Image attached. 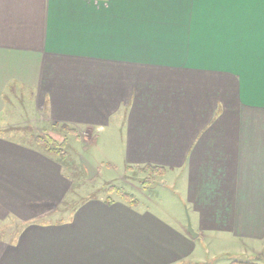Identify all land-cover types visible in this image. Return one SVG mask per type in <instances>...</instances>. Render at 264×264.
I'll list each match as a JSON object with an SVG mask.
<instances>
[{
  "label": "crops",
  "instance_id": "1",
  "mask_svg": "<svg viewBox=\"0 0 264 264\" xmlns=\"http://www.w3.org/2000/svg\"><path fill=\"white\" fill-rule=\"evenodd\" d=\"M28 118L118 131L125 171L178 178L195 237L137 197L43 222L70 181L6 135ZM11 219L0 264H195L203 244L264 260V0H0V226Z\"/></svg>",
  "mask_w": 264,
  "mask_h": 264
},
{
  "label": "rangeland",
  "instance_id": "2",
  "mask_svg": "<svg viewBox=\"0 0 264 264\" xmlns=\"http://www.w3.org/2000/svg\"><path fill=\"white\" fill-rule=\"evenodd\" d=\"M34 118V117H33ZM28 120L20 125H12L10 130H18L21 132L19 135L13 132H6V135L13 136L15 139L27 144H32L31 135L40 136L43 132H46L53 140L61 143L63 139L67 140V145L65 152L67 153V160L63 165L64 174L70 181V189L67 195L69 203L64 206L62 205L58 210L41 209L43 218L48 220L56 221L57 218H66L68 215L67 210L69 206H77L84 200L91 198H105L108 194L106 190L108 187H116L124 190L127 193L134 194V197L145 199L151 208L157 211H163L171 217H179L183 223H185L188 229V221L190 223V228L193 230V226L189 217L187 209L184 207V203L181 200L179 189V180H173L170 178H160L153 177L152 184L146 185L144 187L143 181H146V175L136 170L125 171L120 163V157L115 155L116 152V142L118 141V131L112 130L107 134H86L84 128H73L75 133L70 134L64 130L54 129L50 124H46L44 121L42 124ZM17 127V128H16ZM14 128V129H13ZM15 132V131H14ZM93 138V142H91ZM81 158L86 160L92 167L101 166V175L98 173L92 174L89 178L88 173L83 168L81 163ZM110 161L113 166H106L105 163ZM121 164V165H120ZM116 198L115 194L108 195ZM38 220V219H36ZM20 226V222L16 220H8L1 224L0 229L7 230L10 228L11 232H14L16 228ZM3 231V230H1ZM220 245L217 247L212 246L209 248L210 254H207L205 249L207 246L203 244L201 248V260L200 263L195 264H227L230 259L236 261H246L249 259L243 258L242 256L222 255L224 248ZM263 248L262 253H264V244L259 245ZM226 250H230L229 247H225ZM215 251H219V255L222 256H212L216 254ZM263 256V255H262ZM248 260V261H247ZM249 262H264L263 259H258L254 256Z\"/></svg>",
  "mask_w": 264,
  "mask_h": 264
},
{
  "label": "trees",
  "instance_id": "3",
  "mask_svg": "<svg viewBox=\"0 0 264 264\" xmlns=\"http://www.w3.org/2000/svg\"><path fill=\"white\" fill-rule=\"evenodd\" d=\"M51 127L54 129H60V130H64L70 134L75 133V129L68 127L67 125L64 124H56V123H52ZM32 141L34 142V144L39 147L42 152L50 157L56 158L58 160V162L63 166L65 161L67 160V153L65 152V148L67 145V140L63 139V141L61 143H58L57 141L53 140L46 132H43L42 135L40 136H30ZM84 168V167H83ZM127 171L130 170H136L137 172L143 173L145 174L146 177V181H143L142 183L146 185H150L152 184V179L153 177H162L164 175V169L160 168V167H156V166H151V165H145V166H141V167H126ZM108 195L111 194H115L117 197H119L121 200H123L124 202L134 205L137 203V200L135 199V197L133 195H131L130 193L125 192L124 190L120 189V188H116V187H108V189L106 190ZM105 198V202L106 203H110L112 202V199L110 198V196H108ZM67 205V201L64 200L63 203H61L60 205L56 206L55 210L60 209V207L63 205ZM50 206V205H49ZM52 207H55L54 205H51ZM73 210V206H69V213H71ZM49 221L48 219H44L43 222H47ZM62 221H64V219L62 217L56 219V222L61 223Z\"/></svg>",
  "mask_w": 264,
  "mask_h": 264
},
{
  "label": "water",
  "instance_id": "4",
  "mask_svg": "<svg viewBox=\"0 0 264 264\" xmlns=\"http://www.w3.org/2000/svg\"><path fill=\"white\" fill-rule=\"evenodd\" d=\"M81 163H82L84 169L86 170V172L88 173V177L90 178V177L92 176V174L95 173L94 168H93V167H92V166H91L86 160H84V159H82V158H81ZM188 231H189V233L192 235V237H195V235H194L192 229L190 228V223H189V221H188Z\"/></svg>",
  "mask_w": 264,
  "mask_h": 264
}]
</instances>
